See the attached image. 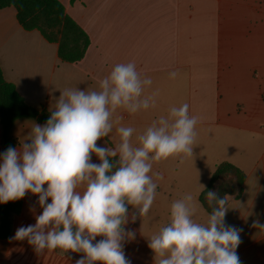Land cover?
Masks as SVG:
<instances>
[{"label": "crops", "instance_id": "0c3cea01", "mask_svg": "<svg viewBox=\"0 0 264 264\" xmlns=\"http://www.w3.org/2000/svg\"><path fill=\"white\" fill-rule=\"evenodd\" d=\"M65 10L88 34L89 48L77 63L63 62L58 44L37 30L23 29L14 7L0 10V67L25 101L51 112L66 89L99 91V82L119 63H135L152 80L145 89L158 91L155 107L129 114L118 109L113 132L97 141L114 147L120 126L133 127L132 142L171 107L189 104L198 118L193 155L153 162L157 196L147 215L131 207L123 251L130 264H158L149 238L170 222L171 204L194 198V219L206 224L210 215L199 201L217 164L230 162L246 174L244 191L228 204L225 223L240 229L236 249L241 264H264V0H61ZM176 71L175 78L170 73ZM34 118H20L10 129L15 148L30 143ZM4 152L0 122V154ZM91 162L99 164L95 154ZM203 186V188H202ZM46 188L47 185H44ZM13 217L8 238L0 237V264H76L82 252L35 251L27 240L13 239L21 226L34 225L42 213L38 196L26 193ZM50 199L47 203H50ZM161 212L159 230L148 215ZM136 219L132 221V215ZM151 225V226H150ZM103 237H96V240ZM95 243V241H93Z\"/></svg>", "mask_w": 264, "mask_h": 264}, {"label": "clouds", "instance_id": "9594fccd", "mask_svg": "<svg viewBox=\"0 0 264 264\" xmlns=\"http://www.w3.org/2000/svg\"><path fill=\"white\" fill-rule=\"evenodd\" d=\"M171 78L177 72L170 74ZM152 84L133 62L116 64L99 82V91L66 89L44 125L34 124L30 143L8 147L0 154V203L17 201L26 193L38 196L42 213L34 225L19 227L13 239L27 240L36 252L62 249L82 252L76 264H130L123 251L128 206L147 215L157 196L153 162L193 155L198 118L189 104L169 109L132 142L133 127L120 126L114 147L97 141L113 132L118 109L129 114L155 107L158 91L146 96ZM95 154L100 163H92ZM44 185H47L45 188ZM203 188V186H202ZM50 199V203L47 201ZM232 197L206 193L212 208L207 223L194 219V198L187 194L170 207V222L149 238L158 264H241L236 249L240 229L225 216ZM136 219L132 215V221ZM264 229V224L253 222ZM103 239L96 240V237ZM95 241V243H93Z\"/></svg>", "mask_w": 264, "mask_h": 264}, {"label": "trees", "instance_id": "16d2710c", "mask_svg": "<svg viewBox=\"0 0 264 264\" xmlns=\"http://www.w3.org/2000/svg\"><path fill=\"white\" fill-rule=\"evenodd\" d=\"M14 7L17 19L23 29L37 30L45 40L58 44V56L63 62L81 61L89 48L90 39L83 28L67 14L61 0H0V10ZM51 112L29 105L16 86L7 81L0 67V122L3 132L4 151L14 147L17 140L10 136L12 124L20 118H34L44 125ZM246 174L230 162L216 165L206 186L200 193L199 201L207 213L212 208L206 200L208 191L220 197L225 194L240 198L244 191ZM132 206H128L129 210ZM22 200L0 203V237L8 238L12 231L13 217L21 212Z\"/></svg>", "mask_w": 264, "mask_h": 264}, {"label": "rangeland", "instance_id": "374dc122", "mask_svg": "<svg viewBox=\"0 0 264 264\" xmlns=\"http://www.w3.org/2000/svg\"><path fill=\"white\" fill-rule=\"evenodd\" d=\"M154 209H157V207L156 206H154ZM148 218H149V222L151 223V225L156 229V231L157 230H159L160 229V227H161V220H162V218H163V216H162V218H161V212L160 211H158V209L157 210H154L152 213H150L149 215H148ZM163 221V220H162ZM150 225V226H151Z\"/></svg>", "mask_w": 264, "mask_h": 264}]
</instances>
